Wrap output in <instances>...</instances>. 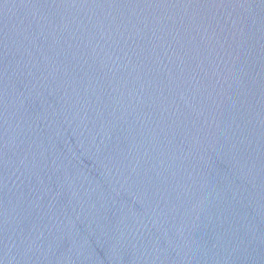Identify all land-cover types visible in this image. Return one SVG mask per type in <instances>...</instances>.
<instances>
[{
    "label": "water",
    "instance_id": "obj_1",
    "mask_svg": "<svg viewBox=\"0 0 264 264\" xmlns=\"http://www.w3.org/2000/svg\"><path fill=\"white\" fill-rule=\"evenodd\" d=\"M0 264H264V0H0Z\"/></svg>",
    "mask_w": 264,
    "mask_h": 264
}]
</instances>
